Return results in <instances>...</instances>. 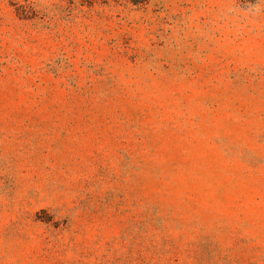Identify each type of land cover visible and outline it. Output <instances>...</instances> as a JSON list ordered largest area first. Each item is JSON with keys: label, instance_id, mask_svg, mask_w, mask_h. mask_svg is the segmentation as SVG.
<instances>
[{"label": "rangeland", "instance_id": "rangeland-1", "mask_svg": "<svg viewBox=\"0 0 264 264\" xmlns=\"http://www.w3.org/2000/svg\"><path fill=\"white\" fill-rule=\"evenodd\" d=\"M0 264H264V0H0Z\"/></svg>", "mask_w": 264, "mask_h": 264}, {"label": "trees", "instance_id": "trees-1", "mask_svg": "<svg viewBox=\"0 0 264 264\" xmlns=\"http://www.w3.org/2000/svg\"><path fill=\"white\" fill-rule=\"evenodd\" d=\"M29 1V0H28ZM103 0H73L75 3H79L81 5H93L94 3L102 2ZM110 0H106V2H109ZM132 4L141 6L149 3L151 0H129ZM241 3L245 5H254L256 3H259L262 0H239ZM34 2H28L27 4L19 3L17 5V13L21 19L28 20L35 18L33 16L35 12Z\"/></svg>", "mask_w": 264, "mask_h": 264}]
</instances>
